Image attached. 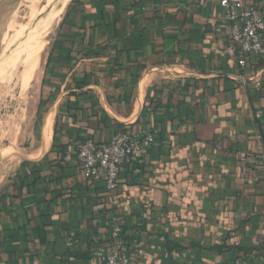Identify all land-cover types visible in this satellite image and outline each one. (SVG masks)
<instances>
[{
  "label": "crops",
  "instance_id": "0c3cea01",
  "mask_svg": "<svg viewBox=\"0 0 264 264\" xmlns=\"http://www.w3.org/2000/svg\"><path fill=\"white\" fill-rule=\"evenodd\" d=\"M231 35L216 0H70L41 74L51 140L0 193V264H98L134 237L145 264H264V54L240 68ZM120 131L156 141L108 192L66 150Z\"/></svg>",
  "mask_w": 264,
  "mask_h": 264
},
{
  "label": "rangeland",
  "instance_id": "374dc122",
  "mask_svg": "<svg viewBox=\"0 0 264 264\" xmlns=\"http://www.w3.org/2000/svg\"><path fill=\"white\" fill-rule=\"evenodd\" d=\"M69 2L20 0L9 19L0 21V193L24 161L47 147L41 149L43 127L53 115L46 116L50 104L40 96L41 74ZM28 57L38 59L39 66L23 99L14 86L15 65Z\"/></svg>",
  "mask_w": 264,
  "mask_h": 264
},
{
  "label": "built area",
  "instance_id": "2783aa9c",
  "mask_svg": "<svg viewBox=\"0 0 264 264\" xmlns=\"http://www.w3.org/2000/svg\"><path fill=\"white\" fill-rule=\"evenodd\" d=\"M216 1L225 9L232 28V54L239 67L246 69L264 54V11L251 4V0ZM255 87L260 91L264 84L257 81ZM155 137V132L120 131L106 142L76 140L67 147L66 159L76 155L86 177L94 183H103L108 192H113L120 185L124 169L135 176L143 174ZM241 157L245 160L246 154ZM145 253L140 239L127 243L119 238L108 245H99L96 260L98 264H145Z\"/></svg>",
  "mask_w": 264,
  "mask_h": 264
},
{
  "label": "bare ground",
  "instance_id": "6f19581e",
  "mask_svg": "<svg viewBox=\"0 0 264 264\" xmlns=\"http://www.w3.org/2000/svg\"><path fill=\"white\" fill-rule=\"evenodd\" d=\"M34 56H32V57H34ZM35 58H36V56H35ZM35 58L33 60H30L29 57H28V59L27 58H21L18 61V63L15 65L16 68H15L14 77H15L16 83L14 86L17 89V94H21L23 96L22 97L23 99H25L24 98L25 92L28 88L29 83L31 82L33 76L35 75V73L37 71V67L39 66L38 65V59L35 60ZM13 69H14V67H13ZM32 86H34V85H32ZM29 90H30V88H29ZM28 107H30V106H28ZM54 115L55 114H53V117H52L53 119L52 120L50 119V121H48L45 124V126L43 127L44 136H43V140L41 143V149L47 146V144H48V142L52 136L53 123H54V118H55ZM10 151H11V148H10Z\"/></svg>",
  "mask_w": 264,
  "mask_h": 264
},
{
  "label": "water",
  "instance_id": "95a60500",
  "mask_svg": "<svg viewBox=\"0 0 264 264\" xmlns=\"http://www.w3.org/2000/svg\"><path fill=\"white\" fill-rule=\"evenodd\" d=\"M20 0H0V21L6 22Z\"/></svg>",
  "mask_w": 264,
  "mask_h": 264
},
{
  "label": "trees",
  "instance_id": "16d2710c",
  "mask_svg": "<svg viewBox=\"0 0 264 264\" xmlns=\"http://www.w3.org/2000/svg\"><path fill=\"white\" fill-rule=\"evenodd\" d=\"M155 139H156V137H155ZM156 141V140H155ZM136 237H134V238H130V239H128V238H123L127 243H131V241H133L134 239H135ZM139 239V238H138Z\"/></svg>",
  "mask_w": 264,
  "mask_h": 264
}]
</instances>
